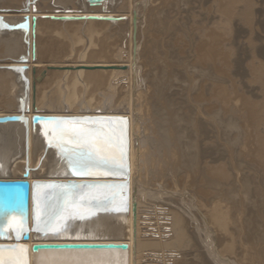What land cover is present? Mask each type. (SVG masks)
I'll return each instance as SVG.
<instances>
[{
	"label": "bare ground",
	"instance_id": "obj_1",
	"mask_svg": "<svg viewBox=\"0 0 264 264\" xmlns=\"http://www.w3.org/2000/svg\"><path fill=\"white\" fill-rule=\"evenodd\" d=\"M154 1L101 0L99 4L90 6L87 0H34V2L29 0H0V117L21 115L27 119L26 123L7 122L0 124V180L23 181L29 185L26 212L23 209L22 196L14 194L8 200L0 196V244L17 245L15 250H0V264H167V262L182 264L186 261L184 257L195 251V242L192 241L193 238L191 239L188 232V220L181 213L175 210L168 209L167 212L165 210L161 217L167 223L158 224L159 227L151 228L152 223H145L150 221L148 215L146 214L147 217H143L144 219L140 217L142 215H140L141 205L139 202L143 192H146L145 170L148 169V166L163 165L162 157L166 158L171 151V143L176 132H183L189 139V144L192 147V153L190 152L192 155L191 158L189 157L192 164H189L191 167L193 165L200 181L199 184L202 186L207 184L206 186L212 187L211 190L215 187L216 164L212 132L215 120L211 114L216 101L214 104L211 102L213 104H210L211 107H204L203 103L209 99L210 91L206 86L207 84L205 85L201 80L196 79L195 87H192L195 89L194 94L192 93L193 95L190 96L183 93L186 89H183L184 91L180 94L176 90L179 87L176 83L179 84L181 83L179 81L184 79L185 71H182L183 75L180 71L185 68L195 69L192 72L195 78L203 74V65L201 64L205 61L204 59L214 61L215 56H217L215 55L216 48L214 49L216 44L214 41L216 40L211 37L212 44L206 47L195 45L193 52L204 53L205 58L200 59L201 55H199L198 59L196 55L197 59L189 62L183 51L180 50L184 43L186 45V42L183 41L182 44V41L177 40V38H179V34L198 38L197 33H200L201 27L195 30L193 25H198L204 20V16L200 12L204 6V0H182L184 1L185 10H183L185 12L181 10L182 8L178 9L176 22L168 23L170 27L163 33L159 28L156 30L153 21L150 19L152 12H154ZM128 5L131 8L128 15L114 13V9L119 6L123 8ZM82 15L123 19L120 21H54L43 18L45 16L78 17ZM25 16L29 18L28 32L20 28H6L8 25L21 23ZM33 16L36 17L34 59L31 54L33 41L31 18ZM163 16H166L168 20L172 17L169 11H164ZM184 17H188L190 23L186 24ZM159 19L161 20V18ZM58 39L69 40L78 44H82V40L86 41L80 47L77 44L78 48L75 49L76 47H74L70 51L69 48L72 47L68 48L67 45L59 43ZM73 45L75 46L74 43ZM150 50L151 52H149ZM70 52L75 54L76 60L72 59V56L69 55ZM67 55H69L68 60L70 61H67L66 64L65 57ZM202 59L203 62H200ZM23 65L27 67L26 70L8 69ZM81 66L113 68L108 70L76 69ZM122 67L124 69H121ZM189 79L186 78L188 85L190 84ZM187 83L186 86H188ZM60 88L67 93H62L63 96L59 97L57 91ZM94 94H96L95 97ZM179 96L182 99H179ZM21 99H24V104L20 103ZM144 109L149 112L151 126L149 122L145 123L139 118V111ZM109 110H118L117 112L120 111L123 115L105 114ZM34 115L97 117L98 120H85L87 123H80L81 121L75 120L77 123L64 121L65 123L60 125L55 122L33 125L31 118ZM119 121L126 123L119 124L117 123ZM61 129H66V131L62 132ZM86 129L99 130V135L90 137L91 143L94 145L98 156L117 162L116 169L112 171L115 176H110V173L105 174V169H92V174L85 175L90 177L85 178H79L72 174L65 154L55 146L56 137L62 135L65 146L75 148L78 145L72 141L73 133ZM117 129H121V131ZM117 144L123 149V156L118 150ZM178 155H176L177 158ZM169 158L171 157L169 156ZM121 163L123 166H120ZM26 168L28 169V176L23 178L22 175ZM123 168H126V178L121 176L124 174ZM193 179L191 180L193 181ZM123 180L127 182V198L122 197L120 188L117 187L78 186L68 188L72 198L68 203H65L64 196L57 195V193L65 192V189L37 188V185L41 184L58 185L68 182L78 185L109 184L120 183ZM216 182L218 183V181ZM244 183L242 184L244 185ZM159 186L161 185L158 184V188ZM227 187L223 189L227 190ZM246 187L248 186L245 185ZM204 188L206 187L204 186ZM159 189L157 192H161ZM204 191L200 189L197 192L200 196L197 203L200 208L205 209L206 217L204 218L202 215L200 217L203 220V225L207 226L204 229L205 235L211 237L212 240V243H206L205 246L208 247V256L218 263L214 255L215 252H218L215 250V243L220 245V242L225 239L224 236L227 237V234L230 233L231 228L226 234L229 227L222 208L224 206L220 207L215 202L216 200L214 201L212 191ZM230 191H228L230 194L236 193ZM178 194L180 193H177V196H179ZM45 196L49 197L46 202L43 199ZM156 196L158 195L156 194ZM156 196L153 195L154 198ZM177 196L174 195V197ZM158 198L161 200L163 196ZM193 199L191 200L193 201ZM231 200H228L229 203ZM38 203H40V207H37ZM187 203L189 205V202ZM153 204L156 205L157 203ZM232 205L230 206L232 207ZM173 206L175 207V204ZM143 207L145 206H142V209ZM181 210L183 211V209ZM243 210L245 212V209ZM159 213L156 217L160 216ZM196 213L198 214V212ZM190 214L192 213L190 212ZM200 214L202 213L200 212ZM231 215L233 214L231 213ZM38 218L41 221L47 219L48 224L44 225L42 222L38 224ZM157 221H159V217ZM21 225L28 231V240L22 238ZM37 227L42 230L36 231ZM236 227L234 226V229H237ZM250 227H252V222ZM246 228L248 227L246 226ZM57 229L59 230L57 231ZM199 230L201 231V229ZM240 231L237 229L238 234ZM18 232L21 233L19 239H17ZM256 232H259V229ZM237 237L239 239L238 235ZM61 243L127 244L128 248L126 250H41L36 253L31 250L35 244ZM232 244L234 243L232 242ZM226 248V250H231L230 246ZM235 250L232 249V256L228 255L229 257L226 258L227 264L251 263H248L252 261L250 260L251 255L248 259L247 255L241 253L242 248L241 252ZM243 250L245 252L246 249ZM222 251L224 250L220 252ZM175 255H181L182 259L177 261ZM261 256L264 257L262 254ZM202 261L203 264H207V261ZM259 262L261 263L260 260Z\"/></svg>",
	"mask_w": 264,
	"mask_h": 264
},
{
	"label": "rangeland",
	"instance_id": "obj_2",
	"mask_svg": "<svg viewBox=\"0 0 264 264\" xmlns=\"http://www.w3.org/2000/svg\"><path fill=\"white\" fill-rule=\"evenodd\" d=\"M29 1L34 2V0H29ZM165 1H167V2H165ZM209 1H211V2H209ZM228 1H229V3H228ZM154 2H155L153 4V11L154 12H152V16L150 19L153 21V23L155 25L154 27L156 28V30L159 28V30L162 33L166 32L167 28L170 27V25L168 23L172 24V23L176 22L177 16H178V9H181V8H182L181 10L184 9V7H185V6H183L184 1H182V0L181 1L180 0H155ZM226 3H228V4H226ZM203 4H204V6L202 7V9H200V12L203 14L204 20L201 21L202 24L201 23L198 24L199 26L195 25V24L193 25V28H195V30H196V28L201 27L200 33H197V35H199L198 38H194V36H191V35H184V34L180 35L179 34V38H177V40L182 41L181 42L182 44H183V41L186 42V45L184 43V46L180 50L183 51V54L185 55V57H187V60L189 62H192L193 60H196L197 58L199 59V57H200L199 55H201L200 59L205 58L204 53L197 54V53H194L193 51L196 47L195 45H199V47L200 46L206 47V46L212 44L211 43L212 41H210L211 37L214 40H216V41H214V43H216L214 45V49L215 48H216V50L218 49L217 51L215 50V55H217V56H215V58H214L215 62L213 60L210 61L206 58L204 59L205 63L203 62V59L200 61V62H203V64H201V65H203L202 66V68H203L202 73L203 74L201 75L203 78L201 76L198 78H195L194 73H192L195 71V69L185 68V69L181 70L180 73L182 75L185 73L183 75L184 79L179 81L181 83H179V84L176 83L177 86H179V87H177L176 90H178V92H180V94H181V92L184 91L183 89H186L183 92V93H186L185 95H187V96L193 95L194 94L193 91L195 89H192V87L193 88L195 87V84H194L195 81L201 80L205 83V85L207 84L206 86H208V89H209L210 95H211V96L209 95V99H207V101H206L207 103L206 102L203 103L204 107L205 108H207L208 106L211 107L214 104V101H216L214 104L215 107L213 105L214 109H213L211 116H213L214 120L216 121V122L214 121V123H213L212 132H213V143H214V147H215L214 157H215V164H216V167H215L216 168V173H215L216 179H215V185L214 186L215 187L217 185L218 186L216 187L217 189L214 187L213 190H211L212 189L211 186H206L207 184L206 185L204 184L202 186V184H199L200 181L197 178V173H196L195 169H193V165H192V167L190 165V164H192L191 159H190L191 155H192L191 154L192 153V147L189 144V139H188V137H186V135H184L183 132H180V133L176 132L175 138L173 139V142L171 143V151L170 152L172 154L169 152L168 156L166 157L167 159L162 157L163 165L159 164V165L154 166V167L148 166L147 167L148 169H146L148 172L145 170L144 179L146 182L145 183V191L146 192H143V195L141 197L142 200L140 199V202H139L141 205L140 206L141 207V214L140 215H142L140 217H142L141 219H144L143 217L146 218L148 215V217L150 218V221H146L145 223L146 224L152 223L151 228L159 227L158 224L162 225V224L167 223V222H165V220L162 219L161 215L163 212H165V210L167 212L168 209L178 211L179 213H181L184 216V218L186 220H188V232L190 234L191 239L193 238L192 241L195 242L194 243L195 244L194 245L195 251L193 253H191L190 255L185 256L184 260H186V261H184V263H182V264H188V263L189 264H203L202 260H205V262L207 261V264H214V263L215 264H219V263L220 264H227L225 262L226 258H228L229 256H232L231 251H232V249L234 251L236 248H237V250H235L236 252L237 251L241 252V248H242L241 253L247 255L246 257H248V259H249V256L251 255L250 260H252V261H249L248 263L251 262L250 264H262V259L264 258L261 256V254L264 256V251H263L264 250V243H263L264 242L263 241L264 240L263 239L264 234L262 235V232L264 233V228H263L264 227V52H263L264 51V0H207V1L204 0ZM227 8H230V9H227ZM130 9L131 8L129 5L126 7H123V8L121 6H119L118 8L114 9V11H115L114 13L128 15V12L130 11ZM184 10H183V12H185ZM164 11L165 12H168V11L171 12L172 17L170 16L171 18L169 20L166 17L167 15L165 17L163 16ZM208 15L210 16V18ZM159 18H161V20ZM156 19H158V20H156ZM184 19H185L186 24L190 23V20L188 17H184ZM195 30H194V32H195ZM181 31H182V27H181ZM151 39H152V37H151ZM84 41H86V40H82V44H78L77 42L58 39L59 43L67 45L68 48L72 47V48H69V50L73 49L74 47H76L75 49H77L78 47L85 44ZM204 41H205V43H204ZM73 43L75 44V46L73 45ZM215 46H217V47H215ZM182 49H184V50H182ZM149 52H151V50ZM69 55L72 56L73 60L77 59L74 56L75 55L74 53L70 52ZM69 55H67V57H65L66 64L68 63L67 61H70V60H68ZM196 55H197V58H196ZM194 56H195V58H194ZM73 57H75V58H73ZM191 57H193V58H191ZM78 62H80V61H78ZM212 62H214V63H212ZM209 66H211V67H209ZM182 71L183 72L185 71V72L182 73ZM186 71L188 74L186 73ZM185 75H186V77H185ZM187 75H190L191 77L190 76L188 77ZM186 78H190L189 79V81H190L189 85L187 83ZM184 83H185V86L187 83V85L190 87H188V86L185 87ZM181 87H183V88H181ZM187 90H189V91L187 92ZM62 93L63 94L67 93V91L62 90L60 88L57 91V94L60 97V96H63ZM95 96H96V94H94V97ZM180 97L181 96H179L178 98L182 99V97L181 98ZM207 104H209V105H207ZM210 104H212V105H210ZM117 111L118 110H112V111L109 110L108 113L106 112L105 114H111L112 113V114L123 115L122 112H120V111L117 112ZM148 113L149 112H147V110L144 109V110L139 111L138 115H139L140 119L144 120L145 123L149 122L150 126H151V120L149 119ZM125 115H127V114H125ZM180 136H182V137L180 138ZM182 151H185V152H182ZM177 154H179L178 158L176 156ZM169 156L171 158H169ZM179 159L180 160L182 159V160L180 161ZM184 166L186 168H187V166H188V168L189 167H191V168L186 169ZM217 167H219V168H217ZM173 168H174V170H172ZM190 170H192L196 175L193 172H191ZM154 171H156V172H154ZM172 172H175L177 174H174ZM178 172H179V174H178ZM163 175H164V178H163ZM165 177H166V179H165ZM146 178L148 181L146 180ZM159 178H160V181H159ZM191 179H193V181ZM216 181H218V183ZM157 183L159 185H161V186H159V188L161 189L162 195H160L161 192H157V189H159ZM242 183H244V185ZM168 184H170V185L168 186ZM174 184H176V185H174ZM226 184L229 187H227ZM193 185H195V186H193ZM245 185H247L248 187L245 188ZM146 186L148 187V189ZM198 186H201V187H198ZM204 186L206 188L207 187H209V188L206 189V188H204ZM225 187H227V190L223 189ZM200 189L203 191L205 190L204 192H206V191L208 192L209 190L212 191L214 193L213 194L214 196L212 195V197H213L214 201L216 200L215 202H217L220 207H222V206L228 207V206L233 204L232 205L233 208L231 206L228 208L222 207L223 211L227 217V226L229 227V229L227 228L226 234L229 232L230 228H231V230H230V233H228L229 235L227 234L228 238L226 236H224L225 239H224V241H222L223 243L220 242V245H221V243L223 244V248H222V245L220 246L219 244L215 243V250H217L218 252L217 253L215 252L214 255L216 256L218 263L214 262L212 260V258L210 256H208V253H207L208 247L205 246L206 243H212V240H211V237H208L205 235L204 229H206L207 226L203 225V220L200 217L201 215L204 218L206 217L205 209L202 207L200 208V205L197 203L199 201L198 198L200 197V196H198L197 192H199ZM229 189L232 190V193H234V192H236V193L230 194L229 192H231V191ZM151 190H153V191H151ZM148 191H150V192H148ZM186 191H187V193H186ZM170 192H172V193H170ZM184 192H185V194H184ZM165 193H167L166 195H168L169 197L168 196L166 197ZM177 193H180V194H178L179 196H177ZM156 194L158 196H156ZM153 195L156 197L154 198ZM159 195L161 197L163 196V199L161 198V200H160V198H158V197H160ZM174 195H176L177 197H174ZM215 195H216V197H215ZM234 195H236V196H234ZM237 195H238V197L239 196L240 197L238 198ZM217 196L219 199L217 198ZM179 197H180V199H179ZM222 197L225 199L227 198V199L223 200ZM174 198H176V199H174ZM193 198H195L196 200ZM233 198H235V199L233 200ZM236 198H237V200H236ZM168 199H169V201H168ZM191 199H193V201ZM238 199L240 200V204H239ZM259 199H260V201H259ZM144 200H145V202H144ZM228 200H231V203H229L230 201H228ZM245 200H246V202H245ZM178 201H179V204H178ZM186 201L189 202V205ZM221 201H223V203H221ZM233 201H234V203H233ZM152 202L153 203L156 202L157 204L155 205ZM166 202H168V203H166ZM170 202H172V203H170ZM143 204H145V205H143ZM174 204H175V207L173 206ZM238 204H239V206H238ZM142 206H145V207H143L144 210L142 209ZM146 207H147V209H146ZM149 207H151V208L149 209ZM159 207H161V208H159ZM170 207H172V208H170ZM187 207H189V208H187ZM239 207H240V209H239ZM181 209H183V211ZM188 209L189 210L191 209L190 212L192 214H190V212H188L189 211ZM195 209H197V210H195ZM199 209L204 210V211H201ZM243 209H245V212ZM225 210H227L229 212V214ZM246 211L248 214L246 213ZM184 212L186 213V216H185ZM194 212H195V214H194ZM196 212H198V214ZM200 212L202 214L199 215ZM158 213L160 215V216H158L159 221H157L158 217H156L158 215ZM231 213L233 215H231ZM196 220H198L199 222L197 223ZM154 222L156 223V225H153V224H155ZM251 222H252V227H250ZM230 223H232V224H230ZM198 224H200V225H198ZM191 225L194 227H192ZM259 225L261 228L259 227ZM234 226L235 227L237 226L236 228L238 229V231L241 230L239 232V234L237 232V229H234ZM246 226L248 228H246ZM249 227H250V229H249ZM198 228L201 229V231L203 230L202 231L203 233ZM258 229H259V232H256V231H258ZM257 233H259V234L257 235ZM243 234H245V235H243ZM249 234H250V237H248ZM208 235L210 236V234H208ZM237 235L239 236V239H238ZM194 236L196 237V239ZM240 236H242V237L240 238ZM197 239H198V241H197ZM202 240H204V241H202ZM226 240H228L229 242ZM247 240H249V241H247ZM257 240H258V242H257ZM199 241H200V243H199ZM227 242H228V244H227ZM232 242L234 244H232ZM255 242H257V243L255 244ZM241 243H243V244H241ZM246 243H248V244L246 245ZM249 243H251V244H249ZM225 244H227V245H225ZM232 245H234L235 247L233 246V248H232ZM250 245H252V246L250 247ZM262 245H263V247H262ZM227 246H230L231 250H226ZM248 246H249L250 250L248 249ZM224 247H225V249H224ZM220 249L224 250V251H222L224 254L222 252H220L221 251ZM243 249H246L245 252ZM196 250H198V251H196ZM225 250H226V252H225ZM253 252H255V253H253ZM218 254L220 255V257H223V258H220ZM174 257L177 261H180L182 259L181 255H175ZM259 260L261 261V263L260 262L258 263ZM254 262H256V263H254ZM167 264H171V262H167ZM263 264H264V259H263Z\"/></svg>",
	"mask_w": 264,
	"mask_h": 264
},
{
	"label": "water",
	"instance_id": "obj_3",
	"mask_svg": "<svg viewBox=\"0 0 264 264\" xmlns=\"http://www.w3.org/2000/svg\"><path fill=\"white\" fill-rule=\"evenodd\" d=\"M90 6H94L96 4H99L101 0H87ZM43 18L46 19H50V20H54V21H62V20H66V21H85V20H89V21H110V20H114V21H120L123 18H110V17H98V16H78V17H68V16H64V17H55V16H45ZM35 24H36V17H32L31 18V34L33 37V41L31 44V54H32V58L34 59L35 54H34V30H35ZM7 29H23L26 32H28L29 29V18L28 16H25L23 21L21 23H18L16 25H8L6 26ZM24 61V60H22ZM26 66H20V67H10L8 68L9 70H26ZM113 67H98V66H94V67H86V66H81V67H77L76 69H80V70H95V69H104V70H108V69H112ZM121 69H124V67H122ZM70 70V69H69ZM21 104H24V99L20 100ZM85 121V120H98L97 117H54V116H39V115H34L31 118V123L33 125L35 124H39V123H50V122H56V121ZM7 122H16V123H23V122H27V119L24 118L21 115H6V116H2L0 117V124L3 123H7ZM116 169V167L111 168V169H105V171L107 172V174L110 173V176H115L113 175L112 171ZM124 174L121 175L122 177L126 178V168H123ZM28 176V169L26 168L24 170V173L22 175L23 178H27ZM77 177L79 178H85V177H90V176H85V175H77ZM44 185H52V184H41L40 186H44ZM58 185H63V186H68V188L70 187H78V186H95L98 187L100 185H110L111 187H117L120 188L121 191V195L123 198H127L128 196V190H127V182L126 180H123V182L120 183H109V184H82V185H78L76 183L73 182H68L66 184H58ZM111 187H107V188H111ZM105 188V187H102ZM28 193H29V185L27 182H23V181H10V180H0V196H2V198L8 200L11 196L18 195V196H22V205H23V209L26 212L27 210V202H28ZM23 240H28V231L24 230L23 231V235H22ZM17 248L16 244H0V250H15ZM128 248L127 244H113V243H108V244H88V243H61V244H35L31 247L32 252L36 253L38 251L41 250H56V251H61V250H116V249H120V250H126Z\"/></svg>",
	"mask_w": 264,
	"mask_h": 264
},
{
	"label": "snow or ice",
	"instance_id": "obj_4",
	"mask_svg": "<svg viewBox=\"0 0 264 264\" xmlns=\"http://www.w3.org/2000/svg\"><path fill=\"white\" fill-rule=\"evenodd\" d=\"M16 71H20V69H17ZM57 125L65 123L64 121H56ZM69 123H77L76 121H71ZM80 123H87V121H81ZM119 124H125L124 121L117 122ZM118 131H121V129H117ZM55 131V129H54ZM61 131H66V129H61ZM94 135H99L98 129H86L83 131H76L72 135V141L78 147L75 148H69L65 146L64 143V137L57 136L56 137V144L55 146L59 148L60 152L65 154L67 158L68 165L72 171L73 175H90L92 174V169H111L115 166H117V162L115 160H109L105 159L104 157L98 156L96 154V149L94 145L91 143L90 137ZM110 139V138H109ZM51 143V141H50ZM125 146H126V139H125ZM118 150L121 151L122 156L124 155L123 149L120 147L119 144H117ZM120 166H123L122 163ZM107 174V172H105ZM75 187V186H73ZM100 187H111L110 185H100ZM37 188H63L65 189V192L63 193H57V195H63L65 198V203H68L69 200L72 198L71 193L68 191V186L63 185H44L40 186L37 185ZM44 202H46L49 197L45 196ZM107 199V198H106ZM37 207H40V203L37 204ZM43 223L44 225L48 224L47 219H43L41 221L40 218L37 219V223ZM21 230L24 231L26 229L23 228V225H21ZM36 231H41L42 229L40 227H37L35 229ZM59 229H57L58 231ZM20 232L17 233V239L20 238Z\"/></svg>",
	"mask_w": 264,
	"mask_h": 264
}]
</instances>
